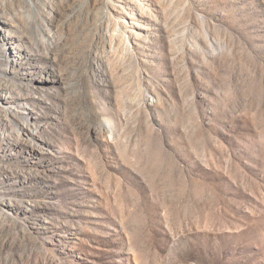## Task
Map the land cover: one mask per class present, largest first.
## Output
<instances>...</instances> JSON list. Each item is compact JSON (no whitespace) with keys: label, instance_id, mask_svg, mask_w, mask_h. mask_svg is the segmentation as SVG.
I'll use <instances>...</instances> for the list:
<instances>
[{"label":"rangeland","instance_id":"374dc122","mask_svg":"<svg viewBox=\"0 0 264 264\" xmlns=\"http://www.w3.org/2000/svg\"><path fill=\"white\" fill-rule=\"evenodd\" d=\"M0 264H264V0H0Z\"/></svg>","mask_w":264,"mask_h":264}]
</instances>
